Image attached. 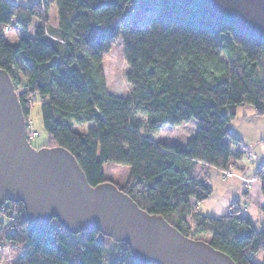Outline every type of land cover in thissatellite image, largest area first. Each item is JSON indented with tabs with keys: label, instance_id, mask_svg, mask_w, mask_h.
<instances>
[{
	"label": "trees",
	"instance_id": "obj_1",
	"mask_svg": "<svg viewBox=\"0 0 264 264\" xmlns=\"http://www.w3.org/2000/svg\"><path fill=\"white\" fill-rule=\"evenodd\" d=\"M132 1L0 0V68L20 90L26 125L38 102L45 146L66 148L90 185L111 181L139 208L206 241L235 264H264V225L256 228L238 203L220 216L195 206L212 192L206 176H197L199 164L231 172L242 153L228 131L236 108L248 104L256 115L264 114V42L174 0H137L154 1L155 11L145 22L136 16L121 21ZM52 4L55 26L47 24ZM12 22L24 30L34 22L33 35L7 43L3 32ZM117 37L131 86L126 96L106 90L101 69L102 55ZM190 121L193 134L183 144L151 136L163 126ZM104 163L128 167L122 184L105 176ZM254 177L264 217L263 163ZM204 234L209 237L201 239ZM105 239L112 240L97 230L69 233L56 219L32 230L20 202L0 209L1 264H102ZM117 243L120 257L109 264H133L128 247ZM259 252L261 263L252 260Z\"/></svg>",
	"mask_w": 264,
	"mask_h": 264
},
{
	"label": "water",
	"instance_id": "obj_2",
	"mask_svg": "<svg viewBox=\"0 0 264 264\" xmlns=\"http://www.w3.org/2000/svg\"><path fill=\"white\" fill-rule=\"evenodd\" d=\"M264 42V0H174ZM12 80L0 68V209L22 204L32 230L52 219L69 233L97 230L125 244L133 264H235L204 240L150 214L111 181L90 185L64 147L34 148Z\"/></svg>",
	"mask_w": 264,
	"mask_h": 264
},
{
	"label": "rangeland",
	"instance_id": "obj_3",
	"mask_svg": "<svg viewBox=\"0 0 264 264\" xmlns=\"http://www.w3.org/2000/svg\"><path fill=\"white\" fill-rule=\"evenodd\" d=\"M14 4H22V5H30L37 0H8ZM156 3L151 1L149 4H140L137 0H133L130 2L128 7L126 8L124 14L121 16V21H128L130 18H134L135 16L139 19L140 22H145V18L148 14L152 13L156 9ZM57 22L56 19V8L55 5L52 4L49 7L47 13V24L51 26H55ZM33 26L34 22L29 25V27L24 30L20 26L16 25L14 22L9 24L5 31L3 32L4 39L7 43L16 42L20 36L22 35H33ZM101 69L105 78L106 90L116 96H126L128 95L131 86L127 83L125 74L127 71V65L124 61L123 54H122V39L121 37H117L113 43L111 44L109 50L102 55L101 58ZM20 90H16L18 93ZM251 110V106L248 104L238 106L237 108V115L240 113H246ZM254 116V115H253ZM144 120L143 116H138ZM260 118V119H259ZM259 120V121H257ZM261 121L264 122V115H257L255 119H252L249 123L252 125V132L251 137H261L264 140V128L261 127ZM27 131L28 134L31 135L30 144L34 148H39L45 146L48 143V135L43 128V123L40 115L39 110V103L34 102L31 105L29 115L27 117ZM233 124V121L230 122ZM194 130V121H190L188 123H182L180 125H166L159 129L153 130L151 132V136L154 139H161L159 141H163L165 138H173L175 136H180L184 138L187 135L193 134ZM142 133H147L146 128L143 126L141 128ZM261 132V133H260ZM260 133V135L258 134ZM33 135V136H32ZM258 147L261 149L264 147V143L261 141L258 142V146L255 147H242V153L245 154V148L251 150L253 153L259 152ZM255 151V152H254ZM127 166L118 165L113 163H104L102 166V170L105 173L106 177L111 178L115 183L122 184L125 180L126 173H127ZM227 176H230L227 174ZM256 183L252 184L253 187L258 189V185ZM255 190V189H254ZM255 212V210H254ZM258 213L262 218V213L258 209ZM260 220L254 214L253 223L256 228H260L261 224ZM209 234L201 235V239H207ZM106 240V248L104 251V255L102 258V264H109L111 261L120 257V243L114 242L112 240ZM252 260L257 263L262 262V255L261 253H257L252 257ZM1 264V263H0Z\"/></svg>",
	"mask_w": 264,
	"mask_h": 264
},
{
	"label": "crops",
	"instance_id": "obj_4",
	"mask_svg": "<svg viewBox=\"0 0 264 264\" xmlns=\"http://www.w3.org/2000/svg\"><path fill=\"white\" fill-rule=\"evenodd\" d=\"M237 108L235 116L232 119L233 124L230 123V128L231 133L239 140L240 150H242V147L250 148L258 146V142L260 141L264 143L261 137H251V132L253 130L249 122L257 116L253 108L251 107L249 112L240 113L238 115ZM261 127L264 128V122L262 123V121ZM260 133L258 134L260 135ZM191 135L192 134L187 135L184 138H181L179 135L173 138L164 137L163 141H177L183 144ZM154 140L158 141L161 139ZM258 149V154L254 153V160L247 159L243 153L240 154L238 159L233 160L230 176H224L222 171L216 167L199 164L197 176L199 178H204L206 176L212 186V192L207 199L195 204L196 209L206 215L220 216L228 211L232 202H236L242 213L249 216L252 221L255 214L260 220L261 226L264 225V217L262 216L261 218L258 213V209L260 210V206L263 202V196L260 191L259 181L254 177L257 166L261 163L264 164V147L262 149L258 147ZM251 179L252 181L249 187H247ZM253 183L258 185V189L253 187V190H251Z\"/></svg>",
	"mask_w": 264,
	"mask_h": 264
},
{
	"label": "built area",
	"instance_id": "obj_5",
	"mask_svg": "<svg viewBox=\"0 0 264 264\" xmlns=\"http://www.w3.org/2000/svg\"><path fill=\"white\" fill-rule=\"evenodd\" d=\"M228 131H231V128H229ZM27 138L28 139H31L32 138L31 135L28 134V132H27ZM244 152L246 154L245 156H246L247 159H249V160H254L255 159V154L251 150H248V149L245 148V151ZM223 174H225V175H227V174L228 175H231L230 171H226ZM251 181H252V179L249 180V183L247 184V187H249V184L251 183Z\"/></svg>",
	"mask_w": 264,
	"mask_h": 264
}]
</instances>
